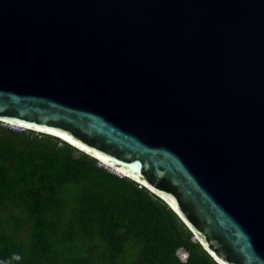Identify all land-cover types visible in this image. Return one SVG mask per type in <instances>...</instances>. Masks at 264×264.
Segmentation results:
<instances>
[{
  "label": "water",
  "instance_id": "1",
  "mask_svg": "<svg viewBox=\"0 0 264 264\" xmlns=\"http://www.w3.org/2000/svg\"><path fill=\"white\" fill-rule=\"evenodd\" d=\"M0 122L141 185L217 264H264V0H0Z\"/></svg>",
  "mask_w": 264,
  "mask_h": 264
},
{
  "label": "trees",
  "instance_id": "2",
  "mask_svg": "<svg viewBox=\"0 0 264 264\" xmlns=\"http://www.w3.org/2000/svg\"><path fill=\"white\" fill-rule=\"evenodd\" d=\"M0 264L217 263L141 185L58 138L0 124Z\"/></svg>",
  "mask_w": 264,
  "mask_h": 264
},
{
  "label": "clouds",
  "instance_id": "3",
  "mask_svg": "<svg viewBox=\"0 0 264 264\" xmlns=\"http://www.w3.org/2000/svg\"><path fill=\"white\" fill-rule=\"evenodd\" d=\"M0 124L3 125V126L5 125L6 127H9L10 129L15 130V131L26 130V129L21 128V127H19V126L9 125V124L3 123V122H0ZM97 163H98V166H102V167H104L105 169H107L108 171H110V172L116 174V173H115L114 171H112L109 167L103 165L100 161L97 160ZM116 175L121 176V175H119V174H116ZM20 259H21V257H20L19 255H13V257H12V260H15V261H19Z\"/></svg>",
  "mask_w": 264,
  "mask_h": 264
},
{
  "label": "bare ground",
  "instance_id": "4",
  "mask_svg": "<svg viewBox=\"0 0 264 264\" xmlns=\"http://www.w3.org/2000/svg\"><path fill=\"white\" fill-rule=\"evenodd\" d=\"M16 126H18V125H16ZM61 137V136H60ZM62 138V137H61ZM102 162V161H101ZM103 164H106V163H104V162H102ZM106 166V165H105ZM112 171H114L115 173H119V171H115V170H112ZM120 174V173H119Z\"/></svg>",
  "mask_w": 264,
  "mask_h": 264
},
{
  "label": "rangeland",
  "instance_id": "5",
  "mask_svg": "<svg viewBox=\"0 0 264 264\" xmlns=\"http://www.w3.org/2000/svg\"><path fill=\"white\" fill-rule=\"evenodd\" d=\"M3 126V125H2ZM4 127H6L5 125H4ZM184 257H185V255H182V258L184 259Z\"/></svg>",
  "mask_w": 264,
  "mask_h": 264
}]
</instances>
